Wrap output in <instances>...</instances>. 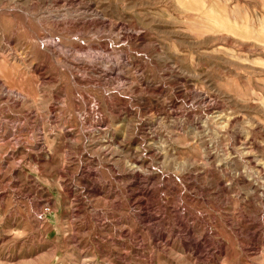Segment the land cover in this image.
<instances>
[{"label": "rangeland", "instance_id": "1", "mask_svg": "<svg viewBox=\"0 0 264 264\" xmlns=\"http://www.w3.org/2000/svg\"><path fill=\"white\" fill-rule=\"evenodd\" d=\"M0 264H264V0H0Z\"/></svg>", "mask_w": 264, "mask_h": 264}]
</instances>
